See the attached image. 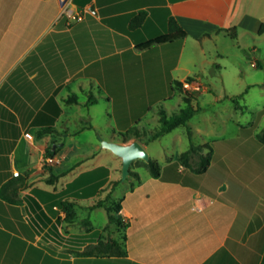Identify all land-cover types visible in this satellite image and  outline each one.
Listing matches in <instances>:
<instances>
[{"label": "crops", "instance_id": "obj_1", "mask_svg": "<svg viewBox=\"0 0 264 264\" xmlns=\"http://www.w3.org/2000/svg\"><path fill=\"white\" fill-rule=\"evenodd\" d=\"M253 1L89 0L80 9L73 0L62 7L59 0H0V189L12 177L24 179L16 203L0 197V264H264V189L259 190L264 183L254 186L264 176V159H257L264 147L245 144L253 142L258 127L248 138H242L244 126L238 125L231 136L202 140L201 144L219 143L212 144L218 156L213 153L209 168H220L224 175L220 181L214 173L169 167L178 154L164 162L154 159L160 166L157 178L149 172L141 176L139 168H146L142 164L129 168L139 182L129 175L122 181L121 159L98 141L90 154L77 155L73 168L55 171L69 153L67 140L83 131H102L92 124L89 110L98 100L106 104L113 122L104 139L120 144L137 141L134 136L123 140L131 126L150 130L155 127L152 120L157 126L159 106L170 114L166 101L173 100L170 106L179 109L184 93L172 92L171 84L187 77L177 79L173 71L196 66L195 46L205 58L198 67L205 69L218 57L211 42L221 37L236 42L240 34L261 33L264 15L257 16ZM142 10L144 22L129 30L130 20ZM78 15L80 19H75ZM170 17L186 32L184 39L137 47L165 34ZM232 28L234 39L218 32ZM185 48L190 50L189 65L181 63ZM72 94L78 102L67 104ZM176 95H181L179 104ZM89 99L92 103L87 105ZM193 105L198 106L196 99ZM48 127L56 133L38 135L39 129ZM229 141L233 143L227 148ZM139 143L146 150L147 144ZM220 143L225 150H220ZM53 145L59 162L47 167L63 176L48 185L40 160ZM100 166L108 169L104 186L117 180L124 184L118 215L127 227L122 231L107 224V235L106 226L95 228L90 220V225L81 224L84 211L101 209L86 208L98 196L78 199V219L69 224L64 212L50 208L45 194L59 193L80 174ZM122 232L124 256L75 254L101 236L119 239ZM84 236L90 242H82ZM68 238L79 240L81 248L66 243Z\"/></svg>", "mask_w": 264, "mask_h": 264}, {"label": "rangeland", "instance_id": "obj_2", "mask_svg": "<svg viewBox=\"0 0 264 264\" xmlns=\"http://www.w3.org/2000/svg\"><path fill=\"white\" fill-rule=\"evenodd\" d=\"M253 7L257 16L264 15V0H254ZM204 48L208 51L206 46ZM210 48L218 55V57H214L215 65H204L205 69H200L198 64L204 57L200 55L201 48L195 46V51H197L196 66L189 65L190 63L186 64L190 50L185 48L181 63L189 65V69L173 71L175 78L191 77L201 85L200 93L192 92L200 111L189 121L193 128L192 141L196 145L201 144L203 139L208 141L231 136L236 132L238 125L249 127L258 118L260 111L263 113L259 117L257 127L258 131L264 129V30L261 33L240 34L236 42L221 37L216 42H211ZM239 95L241 97L236 98ZM175 99L178 100V104L181 103V95L178 97L176 95ZM235 99L242 107L243 112L235 108L233 102ZM172 103L173 100L165 103L169 113L175 110V106H170ZM89 110L93 118L92 124L101 128L102 131L97 133L90 130L83 131L67 140L65 145L68 147L69 153L55 166L56 172H64L73 168L76 160L80 157L77 155L90 154L97 141L100 143V138L105 140L104 138L111 134L110 126L113 122L108 117L109 109L103 100H98V103L90 107ZM150 123L152 127L156 126L154 120ZM189 144L186 128L180 126L147 143L146 152L150 158L164 162L167 156L177 155L188 149ZM89 162L90 160L85 163ZM103 162L111 164L108 159L103 158ZM133 163L134 166H140L143 164V160L138 159ZM139 173L141 176H146L148 170L139 168ZM123 185L121 182L120 186L115 189L112 195L114 199L120 200L123 197ZM109 190L108 186L107 191ZM104 195L102 193L101 197ZM82 217L89 218L95 228H101L108 224L107 214L102 208L90 212L84 211ZM105 229L106 235L110 233L109 226ZM68 239L69 241L66 243L72 244L73 242L76 243L74 244L76 245L75 249L81 248L79 240Z\"/></svg>", "mask_w": 264, "mask_h": 264}, {"label": "trees", "instance_id": "obj_3", "mask_svg": "<svg viewBox=\"0 0 264 264\" xmlns=\"http://www.w3.org/2000/svg\"><path fill=\"white\" fill-rule=\"evenodd\" d=\"M89 0H73V3L76 4L78 8H83L85 4ZM146 18L145 11H139L136 15L132 17L129 22V30L138 29ZM234 28L232 29H220L218 32H225L231 39L235 38ZM186 37V32L177 24L173 17L168 19L167 23V31L165 34L157 36L151 40L143 42L139 44L137 47L140 49L148 48L154 44H164L171 43L174 41H181ZM217 68H219L217 66ZM184 81L193 82L194 79L191 77H187ZM182 91L183 86L182 82L178 80L172 81L171 91ZM182 101L183 106H181L176 111L168 114L166 110L159 106L156 114L158 117V124L153 129L150 130H138L135 126L129 127L124 133V142H127L130 136H134L138 142H145L146 144L150 141H154L170 132L175 130L176 128L182 126L186 128V137L188 138L190 144L188 149L178 154L176 157V161L172 163L169 167L176 168L177 166H182L185 169H188L192 173L196 174H204L208 172L210 175L214 173L216 176V180L223 179V172L219 171L216 168H209L212 161L215 159L218 154L214 152V148L212 144H219L216 141L212 143H205L196 145L192 141V130L189 125V120L199 112L198 106L193 105V101L195 98L189 94V92L183 90ZM241 95L236 96V98H240ZM65 102L67 104H74L78 102V98L75 94L70 95ZM235 108L240 109L243 112L242 107L239 105L238 101L235 99L234 101ZM92 103V99H89L87 105ZM263 111L259 112L258 118L249 126L241 127V135L242 138H248L252 136L253 131L258 125L259 117L262 115ZM38 135L43 134H54L56 133V129L53 127H48L44 129H39L37 131ZM233 141L227 142L226 147H231ZM247 147H251L252 145H260L264 147V129L258 131L254 134L253 142L245 143ZM220 150H225V146L220 143ZM224 146V147H223ZM226 148V149H227ZM206 150V153L203 154V151ZM57 152V147L52 150V147L48 148L45 152V155L53 157ZM225 152V151H223ZM215 153V155L213 154ZM222 152H219V154ZM260 158L257 157L258 160L264 159V154ZM264 163V160H261ZM134 164V163H133ZM132 166V164H131ZM143 166L146 167L149 174L153 178H157L160 176V166L158 162L152 158H149L148 161H143ZM247 169L243 170L246 172ZM45 176L43 178L44 182L48 185H54L58 179L63 176V174H53L50 167H45L44 169ZM129 176H133L134 179L139 182V176L136 172L129 169ZM108 177V169L100 166L91 171L84 172L76 177L71 183L67 184L65 189L60 191L59 193H45L48 195L51 200L50 208L55 206L64 212V221L71 224L76 222L78 219L77 216V207L76 205L78 199H84L91 196H98V198L94 201V203L88 207V210H93L95 208H103L107 214L108 224H115L118 228L125 230L127 224H125L121 217L118 215L121 209L120 201L113 198L112 193L115 188L121 183V180L111 181L106 186ZM244 178H248V174L243 176ZM264 176L259 178V182H255V188L258 187L257 183L261 184V181L264 183ZM24 179L21 176L12 177L8 181H6L0 189V197L8 203H16L17 200L15 196L17 191L23 186ZM110 187V190L107 191V187ZM134 183L130 184V189H132ZM264 189V185L259 188L260 191ZM34 192L38 193L39 191L34 190ZM105 195L101 197V194ZM66 196L64 199L63 197ZM71 197V198H70ZM81 224L84 226L90 225L89 218H83ZM107 227V226H106ZM105 227V228H106ZM90 242V237L84 236L82 242ZM75 254L81 256H95V257H121L126 254L125 251V235L122 232L119 239H105L103 236L99 237L95 240V243L89 244L82 251H76Z\"/></svg>", "mask_w": 264, "mask_h": 264}, {"label": "water", "instance_id": "obj_4", "mask_svg": "<svg viewBox=\"0 0 264 264\" xmlns=\"http://www.w3.org/2000/svg\"><path fill=\"white\" fill-rule=\"evenodd\" d=\"M67 0H59V5L62 7ZM100 145L104 149L110 150L113 154L121 159V180L124 181L129 175V168L133 161L141 159L144 161L149 160V155L146 150L138 141H132L126 144H120L117 142L106 141L99 139ZM56 145L52 146L54 150Z\"/></svg>", "mask_w": 264, "mask_h": 264}, {"label": "built area", "instance_id": "obj_5", "mask_svg": "<svg viewBox=\"0 0 264 264\" xmlns=\"http://www.w3.org/2000/svg\"><path fill=\"white\" fill-rule=\"evenodd\" d=\"M75 19H80V16L74 17ZM182 86L184 91H198L201 87L200 84L194 83V82H187V81H182ZM59 162V160L56 157H51L44 155L41 160L40 164L42 167H47V166H52L55 165Z\"/></svg>", "mask_w": 264, "mask_h": 264}]
</instances>
